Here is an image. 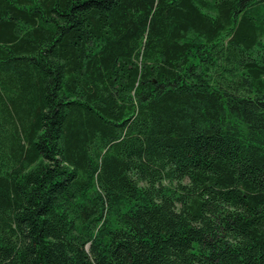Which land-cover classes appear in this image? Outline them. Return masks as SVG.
Returning <instances> with one entry per match:
<instances>
[{
  "label": "trees",
  "instance_id": "16d2710c",
  "mask_svg": "<svg viewBox=\"0 0 264 264\" xmlns=\"http://www.w3.org/2000/svg\"><path fill=\"white\" fill-rule=\"evenodd\" d=\"M0 264H264V0H0Z\"/></svg>",
  "mask_w": 264,
  "mask_h": 264
},
{
  "label": "rangeland",
  "instance_id": "374dc122",
  "mask_svg": "<svg viewBox=\"0 0 264 264\" xmlns=\"http://www.w3.org/2000/svg\"><path fill=\"white\" fill-rule=\"evenodd\" d=\"M207 1H209V0H207Z\"/></svg>",
  "mask_w": 264,
  "mask_h": 264
}]
</instances>
